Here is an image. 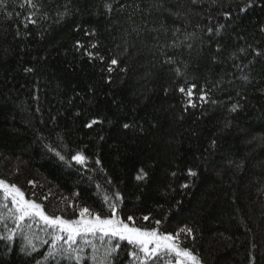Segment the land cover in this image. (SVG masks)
Returning a JSON list of instances; mask_svg holds the SVG:
<instances>
[{
    "label": "trees",
    "instance_id": "obj_1",
    "mask_svg": "<svg viewBox=\"0 0 264 264\" xmlns=\"http://www.w3.org/2000/svg\"><path fill=\"white\" fill-rule=\"evenodd\" d=\"M254 2L240 12L242 0H7L0 178L48 212L68 197L107 214L96 185L119 190L123 216L150 214L137 224L193 228L195 240L182 239L202 264H264V0ZM29 16L36 23L25 28ZM193 83L197 106L186 109L179 88ZM200 89L217 103L200 102ZM93 119L101 123L86 127ZM46 145L69 159L83 151L87 168ZM141 168L146 182L136 179ZM21 243L0 241V264H36L48 247L37 242L27 256ZM125 245L117 261L135 264Z\"/></svg>",
    "mask_w": 264,
    "mask_h": 264
},
{
    "label": "snow or ice",
    "instance_id": "obj_2",
    "mask_svg": "<svg viewBox=\"0 0 264 264\" xmlns=\"http://www.w3.org/2000/svg\"><path fill=\"white\" fill-rule=\"evenodd\" d=\"M201 2L202 0H192L193 4ZM218 2L219 0H212L214 5ZM6 3L7 0H0V6L6 5ZM25 3L36 7L34 0H25ZM20 6L24 7V4L22 3ZM254 6V0H242L239 11L247 12ZM11 15L8 13L9 17ZM224 16L230 17L231 13L225 12ZM28 23L35 24L36 21L29 16L27 23H24L25 28ZM223 27L220 25L215 28V31L218 33ZM213 31V27L207 28L209 35ZM77 46L78 48L84 47L79 41H77ZM90 47L96 48L97 45L92 44ZM243 51L241 49V52ZM86 54L90 58L96 57L101 61L104 59L98 53L87 52ZM256 55H264V53L257 51ZM118 63L116 58H112L109 61L108 72H112L113 66ZM26 71L30 72L32 69L29 68ZM195 89L196 84L194 83L179 88V91L187 97L186 109L188 106H197ZM198 100L203 103H217L216 100H209V90L205 89H200ZM238 107V104H233L230 111L236 112ZM97 123H101V121L93 119L85 126L91 128ZM123 127L127 129L130 125L126 123ZM46 147L68 166H71L72 162L84 168L88 166L89 158L83 151H76L69 159L52 146L46 145ZM95 164L100 165L101 161L96 159ZM187 174L191 177L197 175L191 168L188 169ZM148 175V172L141 168L136 179L146 182ZM172 176H176V173L173 172ZM107 183L111 185L112 181L109 179ZM29 184L35 186L34 181H29ZM96 187L98 195L102 196L107 214H102L103 209L95 210L68 197L61 200L64 208L48 212L44 205L37 202L36 199L28 198L15 182L0 178V226H2L0 241L12 243L17 236H20L22 238L20 250L27 256L39 251L37 242L41 246L47 245V250L41 253L42 259L37 260L36 264H46L48 261L57 262V264L59 262L88 264V261L91 264H123L122 261H117L119 252L122 250V242H126L125 247L131 246L127 249L125 258L133 260L135 264H202L198 254L194 249L187 247L182 239V237H186L195 240L193 228L185 225L175 232H169L162 228L160 219L152 221L153 227L137 224L138 219L144 222L149 221L150 214L142 217L133 215L125 217L120 208L124 199L122 193L119 190L104 189L100 184H97ZM181 187L187 188L188 184H182ZM47 198V196L43 197L45 200ZM69 209L72 210L71 214L68 213ZM58 212L59 214H57Z\"/></svg>",
    "mask_w": 264,
    "mask_h": 264
},
{
    "label": "rangeland",
    "instance_id": "obj_3",
    "mask_svg": "<svg viewBox=\"0 0 264 264\" xmlns=\"http://www.w3.org/2000/svg\"><path fill=\"white\" fill-rule=\"evenodd\" d=\"M27 196V195H26Z\"/></svg>",
    "mask_w": 264,
    "mask_h": 264
}]
</instances>
